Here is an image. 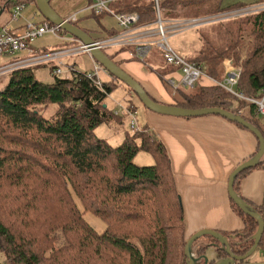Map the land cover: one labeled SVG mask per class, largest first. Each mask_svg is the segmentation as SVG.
Returning <instances> with one entry per match:
<instances>
[{"label":"trees","instance_id":"16d2710c","mask_svg":"<svg viewBox=\"0 0 264 264\" xmlns=\"http://www.w3.org/2000/svg\"><path fill=\"white\" fill-rule=\"evenodd\" d=\"M114 1L110 5L120 12H138L137 26L153 23L158 16L155 0ZM159 1L162 19L190 17L183 14L188 12L189 2ZM223 1L192 0V3L198 2L194 7L199 9V16L250 4L240 2L225 7ZM262 2L264 0H256L254 4ZM35 3L36 0H0V10L11 13L16 5ZM105 13L109 12L101 14ZM236 18L220 21L212 30V41L200 32L201 46L194 56L179 54L217 81L225 79L224 60L230 58L234 69L241 71L234 90L245 98L217 83L204 85L201 79L194 86L183 85L182 78H175L177 73L182 75L181 68L168 63L162 50L155 46L146 59L139 62L155 72L171 101L157 99L145 90L164 104L191 109L220 107L239 113L264 134V113L258 104L247 99L264 97V10ZM57 33L72 37L60 28ZM74 39L66 38L65 43L56 48L77 44L78 39ZM103 50L123 68V60L118 56L128 54L129 47ZM17 59L20 58L12 62ZM49 64L54 75L52 83L38 80L34 67L29 66L11 71L9 80L0 87V251L5 263L187 264L184 248L189 237L184 207L174 181L171 159L162 141L147 126L134 130L131 124L133 134L127 133L116 146L96 134V128L104 123L122 125L127 118L130 123L126 108L136 112L132 100L128 107L116 110L105 104L121 81L106 72L113 81L102 82L99 88L87 77L93 70L78 71L75 64L68 65L71 74L63 76V70L61 74L56 73L60 64L55 61ZM171 78L176 79L175 84L171 83ZM121 84L142 103L129 86ZM256 139V151L248 159L259 150ZM141 150L152 156L153 164L135 163ZM255 168L264 170V157L257 166L237 176L235 189L264 218V195L257 204L244 197L240 190L241 179ZM230 201L244 227L223 234L230 237L232 250L244 255L254 245L252 236L258 222L231 198ZM86 213L105 222L102 232L87 221ZM203 238L214 242L218 256L230 257L210 235L194 242L195 247L198 243L201 246L197 248L198 255L206 249L205 243L200 242ZM258 248L264 249V232Z\"/></svg>","mask_w":264,"mask_h":264},{"label":"crops","instance_id":"0c3cea01","mask_svg":"<svg viewBox=\"0 0 264 264\" xmlns=\"http://www.w3.org/2000/svg\"><path fill=\"white\" fill-rule=\"evenodd\" d=\"M93 1L89 0V4ZM35 4H28V8L20 19L21 22L28 19L34 20L33 16L37 19L39 11ZM110 7L114 12L120 13L119 8H113L111 5ZM3 12L6 11L1 9L0 13ZM72 14L69 13L63 17L68 19ZM100 15L104 14L99 13L97 16ZM110 15L115 17L113 14ZM21 22H11L10 25L17 29L21 26ZM72 23L79 26L78 20ZM191 29L193 28L189 27L183 31ZM119 30L117 22V28H111L108 35ZM92 37L94 40L102 38ZM46 49L48 48L43 50ZM128 57V54L118 56V59L123 60L122 66L132 73L153 96L170 102V97L165 92H161L152 79L141 72V63L129 60L130 57ZM175 76L177 80L181 78L180 73ZM208 80L210 81L208 85L215 84L214 81ZM145 116L146 126L159 137L171 159L174 181L184 207L186 235L191 237L201 229H214L222 233L242 229L244 227L242 219L231 208L228 181L235 167L242 161H246L256 151L258 143L256 136L249 130L217 115L185 118L162 115L148 109ZM240 190L249 201L261 203L264 195V170L255 168L244 176L241 179ZM201 241L205 243L203 246L206 249L203 253L209 258V264H264L263 260L252 255L240 261L218 256L213 241L207 238ZM196 244L193 248L197 254V248L201 246L198 243L195 247Z\"/></svg>","mask_w":264,"mask_h":264},{"label":"rangeland","instance_id":"374dc122","mask_svg":"<svg viewBox=\"0 0 264 264\" xmlns=\"http://www.w3.org/2000/svg\"><path fill=\"white\" fill-rule=\"evenodd\" d=\"M185 2L186 3L189 2L190 4L187 5L189 6V8H187L188 12L184 11L185 13L183 14L190 17L189 18L184 17V19L169 18L166 19V21L164 22V24L166 25H163L164 29L165 28H169L170 30L174 29L173 32H169L170 33L169 36L174 34L173 36L170 37V43L173 49L175 50V52L177 51L176 53L179 56H182L181 54H183L191 57L196 54V52L199 50L201 46L199 40L200 32L204 33L203 36L206 39H210L209 41H212L214 35L212 30H214L215 27H218L220 21L221 22L231 21L233 19H237L236 17L254 13V11L245 10V7H247V5H245V7H240L232 10L228 9L227 11H222L216 14H212L210 17L209 15L207 16L201 15L202 16L201 17L199 16V11H198L199 9L197 7H194L196 5H199L198 2L192 3V0H184V4H186ZM240 2H244L248 4L250 3L249 5H251L255 3L256 0H224L223 5L227 7ZM89 3H90L89 0H51V5L55 6L57 12L62 17L69 13H77L78 24L81 28L86 29L89 32V34H91L94 37H107L108 32L111 30V28L113 27L117 28V20L115 19V17L107 13H105L104 15L97 16L99 14L96 15L93 12V10L89 6L90 5ZM247 8L251 9V7H247ZM38 14L39 15L37 17V21L40 22L42 20V14L41 13ZM11 17L12 15L9 11L3 12L0 15V26L6 25L11 19ZM159 23L162 24L163 21H159ZM183 25H186L187 27L180 30ZM198 26H202V27H198ZM158 27H159L158 23L155 22H153L149 26H138V28L133 31V34H136V36L144 37L145 39H147L149 36L155 35V37L153 36V38L157 39L159 37L156 36V33L158 32ZM189 27H192L193 29L183 31ZM66 38H69V36L60 35L59 33L48 32L43 36L37 38L35 42L32 43L31 47L36 51L43 50L44 48L53 49L62 46L65 43ZM129 38H133V36H129ZM146 53H147L146 50H144L143 56H145ZM28 56H30L29 51H18L13 54L0 55V66L9 64L10 62L13 61L14 58L23 59ZM66 58L63 61L65 65L62 66L63 76L66 74L67 75L71 74L70 71L67 70L68 65L75 64V69L78 71L94 70V62L88 52L85 53L84 51L77 52L71 54L69 57ZM135 60L141 61L139 59H135ZM233 66L234 64L230 58L224 60V67L227 70ZM33 67H34L33 71L35 77L38 80L45 83L54 82V75L52 74L51 71L52 69L51 64L45 63ZM123 69L126 70L124 67ZM126 71L136 79V77L132 73H130L128 70ZM106 72L107 71L104 68L103 70L99 71V78L101 82H112L113 78ZM141 72L144 75L151 78L153 83L157 86V88L161 92H165L163 84L160 82L161 80L159 79V77L156 74H154L155 72L153 71L151 72L144 67L141 68ZM182 77L183 76L181 75V78ZM8 78L9 76L7 75V73L6 74L0 73V87H3L5 85V83L9 80ZM208 79L214 81L215 83V79L213 77L208 76L206 73H205V77H202L201 83L204 85H208L210 82ZM121 83L122 82L117 83V86L108 95L105 104L108 105L113 110H116V109H120L121 106L128 107L130 105L129 100H132L133 104L136 106L137 123L140 128H144L147 124L145 114L147 113L148 109L142 105V103L139 101V99L136 97L135 94L126 92L124 89V85ZM262 122L264 123V120H262ZM95 131L99 137L105 138L113 146L119 145L124 140L125 135L127 133L133 132V130L130 128V123L128 118L125 119V122L122 125L116 126V124L113 122L104 123L99 125ZM134 161L138 165H151L154 163V159L152 158V156L148 152L143 150L138 152ZM85 218L98 232H102L104 230L105 222L102 221L96 215L91 213H86ZM252 256L253 257L256 256L264 261V249L258 248L252 254ZM0 264H6L5 256L2 254L1 251H0Z\"/></svg>","mask_w":264,"mask_h":264},{"label":"built area","instance_id":"2783aa9c","mask_svg":"<svg viewBox=\"0 0 264 264\" xmlns=\"http://www.w3.org/2000/svg\"><path fill=\"white\" fill-rule=\"evenodd\" d=\"M113 1L114 0H95V2L90 5V8L94 13H112L116 17L118 26L120 27L119 32L115 35L108 36L101 40H95L96 44L100 48L104 49L111 47H129L128 56L130 58L143 60L146 59V55H148L149 52L154 48L153 46L159 47L162 50L164 58L168 63H174L181 68L183 76L181 80L183 85L194 86L200 79H202V77H205L204 71L200 67H198V65L189 62L183 56H179L173 49L170 43V37L173 34L169 36V32H173L174 29H164L163 25H166L164 24L166 20L162 19L161 17L159 0H155L158 13L155 23H158L159 25L158 32L156 33V36H159L157 39L153 38V36L155 37V35L149 36L147 39H145L144 37L136 36V34H133V31L138 28L136 24L140 21V15L136 11L115 13L110 7V3H112ZM247 7H251V9H248ZM247 7H245V10H264V2L256 4L253 3L249 6L247 5ZM27 8V4L14 6L11 12L12 17L10 21L4 26H0V55L18 51H29L30 56L23 59H17L14 62L0 66L1 74H8L11 71L21 67L37 66L50 62L52 63L54 61L61 66L63 65L64 57L70 56L71 54L77 52L87 51V46L79 39L77 44L67 47H60L61 49L53 48L43 51H36L35 49H33L31 45L37 38L43 36L48 32L57 33V30L59 28L58 26L50 23L47 20L40 22L37 21L36 16H33L34 20L28 19L25 22H21L20 19L23 17V14ZM67 20H69L70 22L76 21L77 13H73L72 15H70ZM17 21L21 22V26L17 29L11 27L10 23ZM159 21H163V23L160 24ZM150 24L139 26H149ZM186 27V25H183L180 30ZM129 36H133V38H129ZM74 38L75 37L73 36L69 37V39L71 40H75ZM144 50H146V52L148 53H146L145 56H143ZM60 66L56 68V73L58 74L62 73V68ZM100 70H103V68L98 63H94V70L88 73L87 77L92 80L99 88H102V82L99 78ZM226 73V77L223 81L215 80V83L225 87L229 91L235 93L237 96L245 98L243 95L238 94L234 90V86L235 84H237L241 76V71L230 67V69H228ZM170 81L172 84H175L176 79L171 78ZM247 99L258 104L259 110L264 113V97L258 100L251 97ZM125 112L130 117V124L132 128L134 130H139L136 119V112H132L131 109L128 108L125 109Z\"/></svg>","mask_w":264,"mask_h":264},{"label":"water","instance_id":"95a60500","mask_svg":"<svg viewBox=\"0 0 264 264\" xmlns=\"http://www.w3.org/2000/svg\"><path fill=\"white\" fill-rule=\"evenodd\" d=\"M36 4L39 13H41L46 20L55 24L56 26H58V28L70 34L71 36L82 41L88 47L87 52L90 54V56L94 58L97 63H99L108 73L115 76L121 82L129 86L138 95L144 107H146L147 109L162 115L185 118L204 115H221L229 121H234L243 125L256 135L259 140V150L254 156L238 165L231 172L228 181V193L230 198L236 203L237 206L242 209V211L254 217L258 222V229L252 236V238L254 239V245L244 255H238L232 250L229 236L224 235L223 233L214 229H202L188 238L184 248V254L187 264H200L202 262L203 264H209L210 260L207 255L204 253L201 255H197L194 252L193 245L194 242L201 237L210 235L219 241L221 248L224 249L231 258L238 261L249 258L259 246L261 237L264 232V218L251 204L248 203L247 200H245L236 191L235 180L241 172L257 166L262 161V158L264 157L263 132L256 125L244 118L241 114L234 113L220 107L191 109L177 105L164 104L154 100L138 80H136L131 74H129L120 65H118L107 53H105L102 48L96 45L94 38L87 31L62 17L51 5V0H36Z\"/></svg>","mask_w":264,"mask_h":264},{"label":"bare ground","instance_id":"6f19581e","mask_svg":"<svg viewBox=\"0 0 264 264\" xmlns=\"http://www.w3.org/2000/svg\"><path fill=\"white\" fill-rule=\"evenodd\" d=\"M97 45V44H96ZM98 46V45H97ZM86 48H88V47H86Z\"/></svg>","mask_w":264,"mask_h":264}]
</instances>
